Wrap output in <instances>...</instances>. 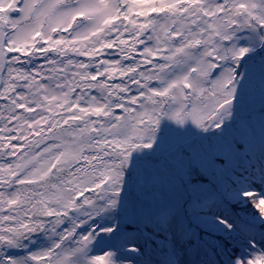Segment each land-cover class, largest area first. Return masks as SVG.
Instances as JSON below:
<instances>
[{"label":"snow or ice","instance_id":"1","mask_svg":"<svg viewBox=\"0 0 264 264\" xmlns=\"http://www.w3.org/2000/svg\"><path fill=\"white\" fill-rule=\"evenodd\" d=\"M0 264H264V0H0Z\"/></svg>","mask_w":264,"mask_h":264},{"label":"rangeland","instance_id":"2","mask_svg":"<svg viewBox=\"0 0 264 264\" xmlns=\"http://www.w3.org/2000/svg\"><path fill=\"white\" fill-rule=\"evenodd\" d=\"M87 195V194H86Z\"/></svg>","mask_w":264,"mask_h":264}]
</instances>
